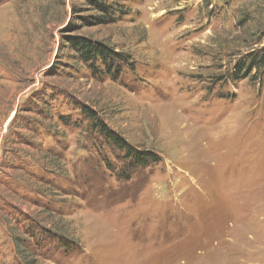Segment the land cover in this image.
<instances>
[{
  "label": "rangeland",
  "instance_id": "obj_1",
  "mask_svg": "<svg viewBox=\"0 0 264 264\" xmlns=\"http://www.w3.org/2000/svg\"><path fill=\"white\" fill-rule=\"evenodd\" d=\"M112 1L0 0V264H264V78L234 75L264 0ZM72 19L131 65L77 60Z\"/></svg>",
  "mask_w": 264,
  "mask_h": 264
},
{
  "label": "trees",
  "instance_id": "obj_2",
  "mask_svg": "<svg viewBox=\"0 0 264 264\" xmlns=\"http://www.w3.org/2000/svg\"><path fill=\"white\" fill-rule=\"evenodd\" d=\"M84 7L77 10V7L73 6V13L78 11H92L91 15L84 17L77 16L76 19L81 18V21L85 25H108L114 23L122 14V10L118 8V3L112 0H83ZM121 6V5H120ZM82 29L81 24L74 21H69L66 27L61 31L62 38L64 39L63 45L69 48L73 52V56L87 65L93 72L100 73V75H108L117 78L122 71L124 65H131L130 58L126 55L119 54L112 49L109 45L102 41L93 39L92 37L81 35L78 32ZM255 71V73H254ZM235 78H247L253 76L256 80L264 78V47L259 53H252L246 57L244 61H240L236 64L234 70ZM85 112V111H84ZM86 112L96 119V127L100 129L102 133L111 140L115 145L121 149H126L128 155L131 154L136 164L146 165L151 160H156L154 154L139 153L135 150H131L130 146L124 142L120 137L113 136L102 122V120L96 118V114L90 109H86ZM18 115V113H17ZM59 119L65 120L66 118L61 116ZM48 157V156H47ZM50 164L56 166L58 169H62L60 163L56 162L57 159L48 157Z\"/></svg>",
  "mask_w": 264,
  "mask_h": 264
}]
</instances>
